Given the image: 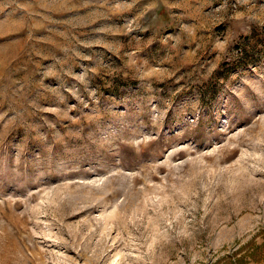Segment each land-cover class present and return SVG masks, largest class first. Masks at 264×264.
<instances>
[{
	"label": "rangeland",
	"instance_id": "obj_1",
	"mask_svg": "<svg viewBox=\"0 0 264 264\" xmlns=\"http://www.w3.org/2000/svg\"><path fill=\"white\" fill-rule=\"evenodd\" d=\"M263 232L264 0H0V264H227Z\"/></svg>",
	"mask_w": 264,
	"mask_h": 264
},
{
	"label": "trees",
	"instance_id": "obj_2",
	"mask_svg": "<svg viewBox=\"0 0 264 264\" xmlns=\"http://www.w3.org/2000/svg\"><path fill=\"white\" fill-rule=\"evenodd\" d=\"M262 242L259 245H255L251 247V251L245 250L241 254H238V252H233L230 255H227L225 258L227 259V264H247L249 261L254 260L257 256V253L260 252V254L264 258V232Z\"/></svg>",
	"mask_w": 264,
	"mask_h": 264
}]
</instances>
